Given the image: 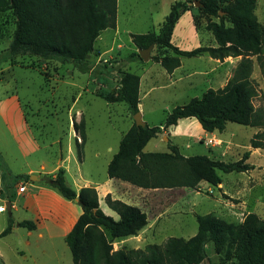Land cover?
I'll return each instance as SVG.
<instances>
[{
	"label": "trees",
	"instance_id": "obj_1",
	"mask_svg": "<svg viewBox=\"0 0 264 264\" xmlns=\"http://www.w3.org/2000/svg\"><path fill=\"white\" fill-rule=\"evenodd\" d=\"M202 1V2H201ZM199 14L194 22L202 30V19L219 18L220 23L205 25L213 33L218 47H199L183 51L172 44L177 23L189 9L187 2H176L160 32L131 34L133 44L144 50L154 48L170 51L173 56L155 57L172 74L181 67V59L208 54L224 61L238 58L227 85L218 90L209 89L201 98L175 107L162 126L138 127L134 123L120 142L119 151L108 165V177L128 182L143 189H199L202 183L222 184L218 174L244 173L252 169L247 164L250 152L236 162L215 160L207 155L184 157L179 148L169 145L168 152L145 153L148 143L183 119H196L207 133H223L229 123L264 130V110L254 104L258 96L252 80L253 60L257 61L264 78V56L261 55L264 32L256 15L257 0H201ZM11 12L16 27L2 62L16 57H37L43 61L73 64L83 73L89 72L87 57L94 52L101 33L115 30L118 20V0H0V15ZM230 26L226 25V22ZM233 41V44L227 45ZM139 59H142L136 54ZM140 77L122 72L120 92L103 96L108 103L123 102L136 115L140 104ZM80 131L79 156L87 142L84 121L75 125ZM253 149H264V132L256 134ZM66 170L42 177V184L55 190L65 200L76 202L82 208L73 229L66 236L74 264H203L209 259L208 245H213L220 261L211 264H264V220L255 214L246 216L243 223H231L214 214L197 215L198 231L186 240L171 237L164 245L150 244L145 249L122 248L114 251L117 240L138 236L149 224L148 214L141 208L121 200L106 197L108 207L120 217L107 216L99 204L94 187L75 190L67 183ZM29 180V176H18ZM14 227L29 231L36 229L32 221L16 222L10 217L5 237Z\"/></svg>",
	"mask_w": 264,
	"mask_h": 264
},
{
	"label": "rangeland",
	"instance_id": "obj_2",
	"mask_svg": "<svg viewBox=\"0 0 264 264\" xmlns=\"http://www.w3.org/2000/svg\"><path fill=\"white\" fill-rule=\"evenodd\" d=\"M118 1L119 41L125 46L121 55L124 60L128 61L135 45L132 42L131 34L129 36L127 33L131 31L134 34H142L152 29L158 32L159 25L170 14L171 6L179 0ZM186 1L194 14L201 13V7L195 4L196 1L201 0ZM256 15L261 30L264 32V0H257ZM190 17L191 15L188 13L183 14L177 26L176 35L178 38H180L184 27L191 26L189 24ZM206 18L207 20L202 19L203 28L199 32V38L186 40L180 38L181 45L185 49L192 50L204 46L216 48L218 46L213 33L206 30L204 26L219 24L220 19ZM226 25L230 26V23L227 21ZM15 27L16 20L11 12L0 15V235L8 227L10 217L14 220L19 217H27L26 212L22 210L18 213L9 210L7 203L11 202L7 201L20 199L17 195L22 186H26L29 190L32 189L34 183L31 181V176L34 174L28 175L31 169L42 173V176L37 175L42 178L56 169L58 164H61L58 170L64 168L68 171L67 183L71 187L80 185L79 182L88 183L92 187L101 186L109 178L108 165L119 151L123 136L135 123L126 104L123 102L108 103L103 98V96L119 94L121 72L125 67L123 63L116 66L113 60L105 63L104 59L110 55L107 54L102 61L96 64V68L92 72L83 73L73 64L43 61L31 56L16 57L13 61L2 62V57L6 54ZM109 33L112 31L105 33V36H107L108 42H112L113 34ZM230 44H233L232 40L227 43V45ZM261 55L264 56V43ZM243 56L244 54L238 58L227 60L228 79L232 76L237 61L241 60ZM134 57L137 56L134 55ZM250 58L253 60L252 80L258 91L254 104L257 109L264 110V78L257 56ZM141 61L143 60L141 59ZM112 63L114 65L111 66ZM193 64L201 69L208 67L204 59L186 60V66ZM209 88L213 87L208 81L197 79L194 88L184 90L183 87H178L175 92L169 90L165 94H161L162 96L156 101L158 107L152 114L146 112L145 120H143L150 127L162 126L167 115L175 108L176 103L179 104L177 106H180L193 98H201ZM14 96L20 101L29 140L31 143L35 142V149L30 147V143L28 144V141L24 139L25 134L19 131L16 120H11L7 116L9 113L7 109L12 108L11 105L8 108L10 99ZM14 113L13 110V116ZM82 121L86 126L87 142L80 159L78 144L81 141L77 139L76 133L79 138L81 137L80 131L76 132L74 123L79 125ZM253 128L229 123L224 134L207 140L197 136L200 131L196 126H190L189 131L192 136H195L196 143L194 149L187 153L190 156H209V151L203 144L211 141L213 144L216 142L220 149L224 150L219 152L221 156H226L230 162L235 161L238 155L236 151L239 148L238 145H249V137L253 139L251 137L255 132ZM167 138L169 137L167 136ZM165 143L157 141L158 150L152 149L153 145L151 144L146 151L162 152ZM223 145L226 146L223 147ZM108 148L111 150L109 151ZM68 152H71L70 155ZM241 153L245 154L244 151ZM42 166H45V170H41ZM81 171L84 174V180L77 182ZM18 175L29 176L30 179H18ZM219 175L223 176L229 186L235 181V173L219 172ZM206 186L202 185L201 187L200 185L197 190L189 188L156 189V192L142 193V198H136V195H131L132 193L129 192L127 197L130 199L128 201L133 200L139 204L149 214L150 221L154 220V223L150 228L146 227L144 233H140L136 238L114 243V251H117L121 246L128 249H145L150 244L164 245L171 237L188 239L191 237V232L188 229L198 231L197 215L225 213L223 212L225 206L234 202V199L230 197L229 189H226V192H218L207 189ZM112 198L114 199L116 196L113 195ZM23 200V197L19 200L21 204H23ZM101 205L109 214L105 213L107 216L119 220L118 214L107 206L105 200ZM246 216L247 214H245V218ZM29 234L25 228L14 227L11 234L0 237V264H74L70 249L64 240L60 238L40 239L38 233L33 236H29ZM207 250L209 259L203 264L220 261L221 257L215 253L213 245H208Z\"/></svg>",
	"mask_w": 264,
	"mask_h": 264
},
{
	"label": "crops",
	"instance_id": "obj_3",
	"mask_svg": "<svg viewBox=\"0 0 264 264\" xmlns=\"http://www.w3.org/2000/svg\"><path fill=\"white\" fill-rule=\"evenodd\" d=\"M177 2H187V1L179 0ZM186 13L191 15L189 22L191 26L189 27L188 25V27H184L182 29L183 31L181 33L180 38L183 40L190 38H199L200 37L199 32L201 30H199L195 25L194 22L195 14L192 12V9H189ZM179 22L177 23L173 33L172 44L178 47L180 50L191 51L185 49L181 45L182 43L180 42V38H178V36L176 35L177 26ZM163 23L159 25L160 28L158 32L155 31V29L154 30L152 29L149 32H155L158 34L160 32ZM109 31H112V33L109 34H113L112 42H108L107 36H105V33ZM146 33L148 32L142 34H146ZM127 34H129L130 36V34H134V33L129 31ZM119 35H120V23H119V1H118L117 28L115 30L108 29L103 31L100 37L97 39L95 43L94 52L87 57V61L89 62V72H92V70L96 68V64L102 61L105 55L110 54L107 59H104L105 63L109 62V60H113L115 66L123 63V66H125L123 68L124 69L123 72H130L138 75L141 79L139 112L142 114L143 119L145 118L144 116L146 112H148L149 114H152L154 112V110L158 107V104L156 103L158 98L162 96L161 94H165V92L169 90H174L175 92L177 91L178 87H183L184 90H188L189 88H194L197 79H203L204 81H208L210 85L213 87L209 89L218 90L224 88L229 81L228 79L229 68L227 64V60L229 58L225 59L224 61H220V60L212 59L208 54H204L194 58L184 57L181 59V67L177 68L172 74H169L163 68L161 63L154 61L153 58L163 57V56H173L172 52L153 48L151 52V57H152L151 60L145 62V61H141L139 57H134V55L138 54V48L135 46L133 53L131 54L128 61H126L122 58L121 55V52L125 49V46L122 45V43H120ZM198 58L204 59V61L207 62L208 67L205 69H201L196 64H193L192 66H186L187 59H198ZM113 63L110 65L111 66L114 65ZM121 77H122V72H121ZM229 78H231V76ZM174 96L176 97V95ZM184 104L185 103L180 105H184ZM10 105L12 106V108L7 109L9 111V113H7L8 118L11 120L13 119L16 120L17 122L16 126H18L19 131L25 134L24 139L28 141V144L30 143V147L35 149L36 147L35 142L33 141L31 143V141L29 140L28 128L25 122V115L23 114L20 101L14 96L13 98L10 99L8 108ZM177 105L179 104L176 103V106L174 107H177ZM13 110L15 112L14 113L15 117L13 116ZM75 125L76 123H74V127L76 129ZM199 125L200 123L196 119L180 120L178 126L172 127L164 134L160 135L155 139H152L146 146L144 152L158 153L159 151H146V149L152 144L153 145L151 146L152 149L158 150L159 147L157 141H160L161 143L166 142L164 145L165 147H163L164 151L162 152H168L169 145H172L178 147L181 154L184 157H191L190 155H188L189 153L187 152L191 149H194L196 140H195V136H192V133H190L189 131L190 126L197 127V130L200 131L199 134H197V136L202 139L205 138L209 140L212 139L213 137H217L218 135L224 134V132L207 133L202 129V127H200L201 125L200 126ZM253 129H255V132L251 137H254L258 133L264 132L263 129H259V128H253ZM76 136L77 139L81 141V138H79L78 133H76ZM167 136L169 138H167ZM251 141L252 139H250L249 137V141H248L250 142L249 145H241V146L238 145L239 150L238 149L236 150L238 154L237 159L235 158V161H231V162H236L241 160L244 156L241 153V151H244V153L250 152V157L246 162L252 167L250 171L244 173H235V177H234L235 181L230 186L226 184L223 176H220L222 178V184L219 185L220 188L212 186L207 183L201 184V187L202 185H207L206 186L207 189L217 190L218 192L221 191L226 192L227 191L226 189H229L230 197L234 199V202L233 203L231 202L228 206L225 204L226 205L225 211H223L225 213L223 214L213 213V214L231 223H243L245 214L247 215L255 214L260 219L264 220V149H260V148L253 149L251 147ZM207 143L208 144L210 143V145H208ZM207 143L205 144L201 143V144H203L205 148L209 151L210 158L220 161L227 160L228 162H230L229 158H226V156H224L223 154H222L223 156L219 154V152H223L224 150L220 149V147L216 144V142L213 144L211 143V141H207ZM225 146L226 145H223V147ZM108 150L110 151L111 148H108ZM70 153L71 152H68V155H70ZM59 166H61V164H58V167ZM58 167L53 171L44 174L55 175L56 171L58 170ZM41 170H45V166H42ZM219 172L221 171H218V174ZM66 173H67L66 174V178H67V175H69L67 170ZM29 174H34L39 176L43 175L39 171L33 169H31L28 172V175ZM79 180L80 181L84 180V174L82 173V171L78 176L77 182ZM79 184L80 185L73 186V188L77 191H80L82 188H85L87 186L92 187L88 183L83 184L79 182ZM94 188H96L98 191L100 208L107 215L109 214L101 205L103 200H105L106 202L107 195H111V196L115 195L118 200H121L130 205L137 206L141 208L143 211H145L139 204H136L133 200H131L130 202L128 201L130 199V198L128 199L127 197L128 193L130 192L132 193L131 195L134 194L136 195V198H140L142 196V193H146L147 191L149 192L157 191L152 189H143L134 186L128 182L121 181L118 179H110V178H108V180H106L103 185L95 186ZM17 196L20 197V199L23 197L24 199L23 204L20 203L19 201L20 199H16L15 201H7V202H11L10 203L11 207L9 208V210H11L14 213H18L21 210L26 212L27 217L15 218L17 222L32 221L36 224L35 230L33 231L28 230L30 233L29 236H33L35 233H38V238L40 239L49 238V240H53L56 238H60L65 241L66 236L73 229L78 218L82 214V210H81L82 208L78 205V203L65 200L55 190L43 185L42 183H38V182L34 183L31 190L27 189L26 187V191L22 193L19 192ZM152 223H154V220L150 221V217H149V224L147 227L150 228L151 225H153ZM145 229L140 233H144ZM194 230L195 229L192 230L188 229V231L191 232V237H189L188 239L192 238L197 234V231ZM136 237L137 236L129 237V238H136ZM127 239L117 240L115 243H119V241L120 242L126 241ZM122 248H124V246H121V248L119 249Z\"/></svg>",
	"mask_w": 264,
	"mask_h": 264
},
{
	"label": "water",
	"instance_id": "obj_4",
	"mask_svg": "<svg viewBox=\"0 0 264 264\" xmlns=\"http://www.w3.org/2000/svg\"><path fill=\"white\" fill-rule=\"evenodd\" d=\"M196 6H200V2L196 1ZM154 48V45L150 46L149 48L147 49H144V50H141L139 49L138 50V53L140 55V57L142 58L143 61L145 62H148L149 60H151V52ZM134 121H135V124L136 126L138 127H145L147 124L146 122L143 120V116L140 112H138L136 115H134ZM31 181L34 182V183H41L42 182V178H40L39 176L37 175H33L31 176ZM11 207V204L9 203L8 204V209Z\"/></svg>",
	"mask_w": 264,
	"mask_h": 264
},
{
	"label": "built area",
	"instance_id": "obj_5",
	"mask_svg": "<svg viewBox=\"0 0 264 264\" xmlns=\"http://www.w3.org/2000/svg\"><path fill=\"white\" fill-rule=\"evenodd\" d=\"M208 145H210V143ZM25 191H26V186H22L21 189H20V192L22 193V192H25Z\"/></svg>",
	"mask_w": 264,
	"mask_h": 264
}]
</instances>
